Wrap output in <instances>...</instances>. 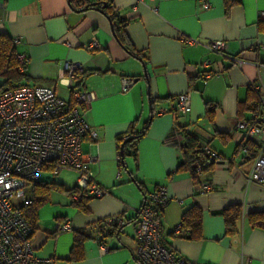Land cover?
Masks as SVG:
<instances>
[{
  "label": "crops",
  "instance_id": "1",
  "mask_svg": "<svg viewBox=\"0 0 264 264\" xmlns=\"http://www.w3.org/2000/svg\"><path fill=\"white\" fill-rule=\"evenodd\" d=\"M207 1L210 7L203 10L200 0H112L134 49L130 54L96 8L74 6L73 0H0V33L11 37L17 56L25 57L27 85H53L64 100H71L73 88L92 93L85 117L97 138L86 136L81 151L96 157L89 170L105 194L90 196L87 211H81L74 193L67 192L77 186V172L64 168L53 173L45 166L36 191L44 183L49 188L37 208L34 255L52 264H138L137 211L149 192L164 187L169 200L160 216L162 243L186 264H264V228L248 221L251 214L264 213V184L247 180L255 157L241 149L243 132L236 127L254 116L249 107L259 95L264 114V0ZM212 40H223L225 50L209 51ZM92 41L97 47H89ZM66 61L82 65L68 82L61 81ZM122 77L134 80L127 92L121 91ZM185 92L191 110L175 112L176 97ZM146 121L135 154L124 155L119 165L117 136ZM182 128L220 156L205 174L211 184L207 192L198 191L188 172L176 170ZM43 174L57 176L47 180ZM234 204L241 207V219L238 233L230 237L220 211ZM193 205L202 211L198 238L175 232L182 213ZM114 214L127 222L105 237L108 250L100 252L87 236L79 257L71 259L75 232ZM66 220L72 230L60 231L56 224Z\"/></svg>",
  "mask_w": 264,
  "mask_h": 264
},
{
  "label": "built area",
  "instance_id": "2",
  "mask_svg": "<svg viewBox=\"0 0 264 264\" xmlns=\"http://www.w3.org/2000/svg\"><path fill=\"white\" fill-rule=\"evenodd\" d=\"M209 7L207 0H200L201 9ZM182 40L195 42L190 38ZM89 47H97L96 42H90ZM206 48L222 53L226 44L223 40H212ZM17 62V70L23 72L25 57L18 55ZM81 70L80 62H64L61 81H71ZM133 83L132 78L122 77L121 91L127 92ZM252 87L257 91L256 85ZM259 97L263 102V97ZM91 99L92 93L73 88L71 100H64L49 84L35 87L18 85L0 92V264H52L50 258L34 255L31 243L33 230L20 208L31 203L28 183L37 182L45 166L52 165L53 173L64 168L77 172L78 192L73 194L77 200L81 192L92 197L105 194L89 170V163L96 157L81 151V142L86 136L93 140L97 138L96 131L85 117ZM190 110L189 94H179L174 111L185 114ZM236 127L243 132L241 149L244 152H247V141L258 148L247 180L264 184V114L254 122L240 120ZM202 148L206 155L205 164L213 163L215 166L220 161L219 154L207 144H203ZM195 171L201 175L202 166H197ZM197 189L201 193L207 192L211 184L202 181ZM168 200L166 189L158 187L145 196L137 211L135 258L138 264H186L180 255L162 243L160 216ZM126 222L124 216L114 214L96 220L85 226L84 230L88 237L97 242L100 252H106L105 237L119 232ZM56 226L60 231L72 230L67 220ZM175 232H180L179 226Z\"/></svg>",
  "mask_w": 264,
  "mask_h": 264
},
{
  "label": "trees",
  "instance_id": "3",
  "mask_svg": "<svg viewBox=\"0 0 264 264\" xmlns=\"http://www.w3.org/2000/svg\"><path fill=\"white\" fill-rule=\"evenodd\" d=\"M75 3L74 6H80L83 9L87 8H96L103 12L107 18H109L112 26V32L117 40V42L130 54H135L133 47L131 46L129 40L127 39L124 32V21L121 20L114 10L112 5V0H73ZM72 2V1H71ZM18 62H17V53L15 50V46L6 33H0V92H3L7 89H10L14 86L18 85H27L28 76L23 72H19L17 70ZM77 74V73H76ZM76 78V75H75ZM253 91V90H252ZM206 112H210L211 108L208 103H206ZM261 102L257 96V100L249 107L251 111L254 112V116L245 120L247 122H254L257 117H261L262 113L260 111ZM148 126V122L138 129L134 127L132 124L129 127V130L122 136H117V149H118V163L121 164L123 156L126 154H135L136 143L138 139L144 134L145 129ZM183 134L184 142L182 145L181 152V160L177 165V171H186L190 175V178L197 186L202 181H207L205 179V174L209 172L214 167L213 163L206 162V155L202 148V145L187 132L184 128L181 129ZM247 145V153L249 152V157H255L258 151V148L255 144L250 141L246 142ZM202 166V174L198 175L195 171L196 167ZM48 167L52 170V165H48ZM40 182L28 183V194L31 199V203L29 205L21 206V210L23 216L29 222L34 230L36 225V213L38 206L43 203L47 198V188H49L48 183H44L45 188L36 191L37 186H39ZM31 190V192L29 191ZM67 192L75 193L78 192L77 187H73ZM91 198L87 196L84 192L80 193L79 199L75 202L76 206L81 211H87L85 203ZM224 222V233L227 236H235L238 233L237 224L241 219V207L240 205H229L220 211ZM248 221L251 225L257 226L260 228H264V213H253L249 216ZM201 222H202V211L198 206H191L186 209L181 216L180 231H188L190 233L189 237L198 238L201 236ZM85 232L77 231L75 232V237L73 240L72 248H71V259L78 258L79 252L81 250V245L84 239L87 238Z\"/></svg>",
  "mask_w": 264,
  "mask_h": 264
},
{
  "label": "rangeland",
  "instance_id": "4",
  "mask_svg": "<svg viewBox=\"0 0 264 264\" xmlns=\"http://www.w3.org/2000/svg\"><path fill=\"white\" fill-rule=\"evenodd\" d=\"M56 176L55 175H51V174H47V175L43 174L42 178L47 179V180H51V179H54V177H56Z\"/></svg>",
  "mask_w": 264,
  "mask_h": 264
},
{
  "label": "water",
  "instance_id": "5",
  "mask_svg": "<svg viewBox=\"0 0 264 264\" xmlns=\"http://www.w3.org/2000/svg\"><path fill=\"white\" fill-rule=\"evenodd\" d=\"M144 72H145V70H144Z\"/></svg>",
  "mask_w": 264,
  "mask_h": 264
}]
</instances>
